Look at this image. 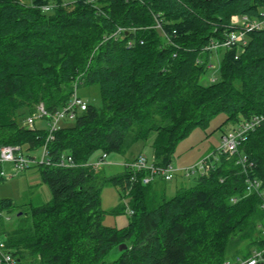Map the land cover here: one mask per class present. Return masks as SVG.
I'll return each instance as SVG.
<instances>
[{"label": "trees", "instance_id": "trees-1", "mask_svg": "<svg viewBox=\"0 0 264 264\" xmlns=\"http://www.w3.org/2000/svg\"><path fill=\"white\" fill-rule=\"evenodd\" d=\"M233 16L263 19L264 0H0V149L46 145L47 127L22 123L40 103L52 114L80 86L98 87L101 101L76 110L72 124L63 120L48 142L51 157L79 165L39 167L51 202L7 228L13 202L0 199V238L18 264H235L264 251L263 199L246 190L248 178L264 188V121L240 147L250 171L239 155H222L173 197L163 179L143 186L126 168L107 176L87 165L99 152L133 161L154 135L153 158L166 166L215 116L233 126L264 117V32L249 33L238 58L237 47L221 49L220 78L202 83L218 54L205 48L225 39ZM107 185L130 202L113 211L133 212L126 228L103 224Z\"/></svg>", "mask_w": 264, "mask_h": 264}, {"label": "built area", "instance_id": "built-area-1", "mask_svg": "<svg viewBox=\"0 0 264 264\" xmlns=\"http://www.w3.org/2000/svg\"><path fill=\"white\" fill-rule=\"evenodd\" d=\"M45 11H49V7L44 8ZM158 29H161V24L158 21ZM123 29H119L117 34L122 32ZM264 32V18L263 19H251L248 16L235 17L230 25V31L225 36L223 41H212L208 47L205 48L207 52L218 53L223 48L233 49L238 48L237 58L243 51V46L246 45V37L249 33ZM131 46V43L130 45ZM209 69L213 70V73L217 72L215 65L210 64ZM211 74L210 81L216 82L217 77L215 74ZM87 108V103L79 98L76 94L73 97L71 103L61 110H56L55 113H49L45 105L41 103L38 105L36 112L26 120L24 123L25 128L34 130L35 123L38 120L44 118H51L48 122L49 137L46 145H44L38 152L31 153L25 150L21 146H4L0 149V178L6 179L8 177H14L20 173L29 170L32 167H57V168H76L79 165L76 164L73 157L67 154H63L57 159L51 157L48 149V142L54 140V134L60 128V123L66 119H73L76 114V110L84 111ZM264 121V117H253L248 121L238 123L232 130L224 134L221 139V146L219 149L208 155L206 158L200 160L197 164L188 168L177 170L172 164L159 165L154 158L149 159L146 155L140 154L133 161L124 162L121 164L124 168L131 172V182L141 183L143 186H147L157 179H163L167 182L173 181L177 177H198L204 176L214 168V163L220 160V157L225 154L238 157L237 164L243 168V171L247 173L253 168V163L249 161L247 156L240 154L241 144L247 139V136L255 131ZM107 154L100 156L95 162L89 163V166L104 167L106 165ZM9 168V170H8ZM142 174V176H141ZM247 194H257L262 197V209H264V188L262 182L248 178L246 181ZM238 199H232V202L236 203ZM132 211L130 214L132 215ZM264 262V251H254L251 258L247 260L238 259L235 264H260ZM0 264H18L16 258L12 252L6 247L3 238H0ZM226 264H233L227 262Z\"/></svg>", "mask_w": 264, "mask_h": 264}, {"label": "rangeland", "instance_id": "rangeland-1", "mask_svg": "<svg viewBox=\"0 0 264 264\" xmlns=\"http://www.w3.org/2000/svg\"><path fill=\"white\" fill-rule=\"evenodd\" d=\"M66 3H73L76 0H65ZM235 16L232 17V20ZM225 55V50H219L214 63L218 69L219 63ZM219 79V73L213 75ZM211 74L203 77L202 83H210ZM79 98L86 101L88 104L96 106L101 105L99 88L96 86L85 87L80 86L77 90ZM41 104V103H40ZM39 104V105H40ZM38 107V106H37ZM37 110V108H36ZM27 114H28V110ZM26 115V114H25ZM22 122L24 123L28 118ZM225 114H219L210 120L204 127H196L184 140H182L176 148L172 157V166L177 169H184L197 164L200 160L208 155L216 152L221 146L222 136L234 128L231 124H225ZM24 119V118H23ZM72 124L71 121H63L62 123ZM63 125V124H62ZM36 126L39 128L48 127L47 120H38ZM154 135L148 140L145 146H142L141 154L147 158H153L152 142ZM139 147V146H138ZM102 153H97L90 163L95 162ZM129 156V154H127ZM127 156L112 153L107 155L106 165L104 166L105 175L113 176L121 173L124 167L121 165L126 161ZM9 170V168H8ZM195 177L184 178L177 177L167 184V196L173 197L178 189L194 186ZM249 196V194H247ZM53 195L49 186L43 181L41 169L32 167L29 170L20 173L14 177L0 179V199H8L13 202V207L10 211H4L7 228H14L18 222L20 212L29 213L32 209L41 207L52 201ZM129 200L122 198L118 188L112 185H107L102 189L101 193V209L105 213L103 224L106 227L117 229L126 228L130 220V209H127L121 214H114L113 211L119 207H128ZM264 230V221L262 222ZM111 260L115 259V252L111 255ZM264 264V262H263Z\"/></svg>", "mask_w": 264, "mask_h": 264}, {"label": "water", "instance_id": "water-1", "mask_svg": "<svg viewBox=\"0 0 264 264\" xmlns=\"http://www.w3.org/2000/svg\"><path fill=\"white\" fill-rule=\"evenodd\" d=\"M55 112H56V110L54 111V113H55ZM126 249H128V247H127L126 244H122V245H120L119 248H118V250H119L120 252L125 251Z\"/></svg>", "mask_w": 264, "mask_h": 264}]
</instances>
